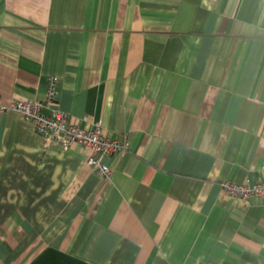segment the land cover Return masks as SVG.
I'll return each mask as SVG.
<instances>
[{"label":"crops","instance_id":"1","mask_svg":"<svg viewBox=\"0 0 264 264\" xmlns=\"http://www.w3.org/2000/svg\"><path fill=\"white\" fill-rule=\"evenodd\" d=\"M99 123L102 179L0 108V264H264V0H0V105Z\"/></svg>","mask_w":264,"mask_h":264},{"label":"built area","instance_id":"2","mask_svg":"<svg viewBox=\"0 0 264 264\" xmlns=\"http://www.w3.org/2000/svg\"><path fill=\"white\" fill-rule=\"evenodd\" d=\"M58 79L50 77L42 99L33 101H14L8 107L0 108L7 111L13 110L20 113L30 122L36 133L67 148L71 144H78L86 153V163L102 179L110 176V169L104 162L106 156L127 151L126 141H119L106 137L99 123L89 127H81L69 120V115L60 110L44 112V108L51 104L56 96ZM262 168L264 170V158ZM222 191L230 196L242 199L264 196V175L257 183H234L224 181L221 183Z\"/></svg>","mask_w":264,"mask_h":264}]
</instances>
